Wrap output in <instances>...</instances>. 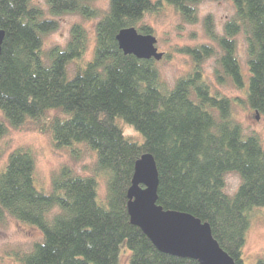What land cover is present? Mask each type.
Returning <instances> with one entry per match:
<instances>
[{"label":"trees","instance_id":"trees-1","mask_svg":"<svg viewBox=\"0 0 264 264\" xmlns=\"http://www.w3.org/2000/svg\"><path fill=\"white\" fill-rule=\"evenodd\" d=\"M96 0H48L51 17L78 14L99 19L89 61L73 76L68 66L80 61L90 46L88 31L75 24L65 47L44 49V39L58 22L47 18L32 0H0V29L5 38L0 55V158L10 129L28 125L50 137L54 147L85 145L97 155L92 176L68 165L51 178L48 191L35 187V157L28 149L12 152L0 170V226L13 218L36 227L43 239L31 252L12 251L20 264H118L130 252L129 264H200L160 252L131 222L128 191L136 162L152 154L159 173L158 204L208 223L214 238L234 259L245 264L243 251L251 220L247 214L264 207V146L258 135H245L234 118V100L213 91L203 62L215 53L203 45L185 48L194 62L192 73L171 88L153 59L140 60L119 48L117 35L142 25L147 13L162 3L176 8L186 22L197 21L204 0H109L100 11ZM236 14L216 38L211 17L207 35L223 51L218 83L241 87L244 78L236 57V37L247 42L249 84L247 105L264 116V0H231ZM51 111L60 115L50 117ZM121 119L144 141L128 138ZM76 149L72 158L78 159ZM235 173L237 192L226 193L225 176ZM106 198L98 202L100 182ZM256 264H264L258 260Z\"/></svg>","mask_w":264,"mask_h":264},{"label":"rangeland","instance_id":"rangeland-1","mask_svg":"<svg viewBox=\"0 0 264 264\" xmlns=\"http://www.w3.org/2000/svg\"><path fill=\"white\" fill-rule=\"evenodd\" d=\"M48 0H32V5L40 8L47 18H52L49 12ZM109 0H96L93 6L101 12L108 9ZM235 6L231 0H204L197 6V21L186 22L175 7L168 3H162L157 10L147 13L142 25L152 29V35L157 39V48L164 57L157 63L158 69L169 87H173L182 76L192 73L194 69L193 59L185 54V48H196L207 45L213 48L214 55L203 62V72L206 80L212 85L213 91L221 96L234 100V118L239 122L245 135L256 134L264 146V116L257 114L246 103V91L249 84L247 42L244 34H239L236 41V57L240 62L244 84L235 86L230 80L218 83L216 70L218 60L223 51L218 42L212 40L206 31V19L211 17L214 25L216 38L225 36L226 23L234 18ZM52 19L58 22L59 28L56 32L47 35L44 39V49L59 46L65 47L71 37V29L75 24H82L88 31L90 38L89 50L80 61H74L68 66L70 76L76 73L79 65L89 61L93 55L95 46L96 24L99 19H84L78 14H65ZM61 115L59 112L51 111L49 116ZM0 111V118H2ZM117 123L124 130L125 135L132 140L142 143L143 136L133 127L118 119ZM28 149L35 157V187L38 191H48L51 186L52 175L62 166H70L78 175L92 176L97 162V155L85 145L75 144L72 147L57 149L47 135L35 131L31 125L16 130L10 129L9 134L3 140V155L0 158V170L7 162L9 155L18 149ZM76 149L79 153L78 159L72 158V151ZM226 193L233 196L241 183L240 177L235 173L225 176ZM99 187L98 202L106 198L105 182L101 180ZM251 220V226L247 233V242L243 251L245 264H256L258 260H264V207H256L247 213ZM43 239L39 229L23 224L13 218H8L5 225L0 226V264H20L14 260L9 253L20 251L31 252L36 242ZM130 252L123 248L120 252L118 264H129Z\"/></svg>","mask_w":264,"mask_h":264},{"label":"water","instance_id":"water-1","mask_svg":"<svg viewBox=\"0 0 264 264\" xmlns=\"http://www.w3.org/2000/svg\"><path fill=\"white\" fill-rule=\"evenodd\" d=\"M5 31L0 29V55ZM126 55L140 60L161 61L157 39L152 34H140L127 28L116 37ZM259 119V114H257ZM159 173L152 154H144L135 165L132 186L128 191V213L138 227L162 253L189 258L200 264H236L214 238L208 223L191 214L165 210L158 204Z\"/></svg>","mask_w":264,"mask_h":264}]
</instances>
